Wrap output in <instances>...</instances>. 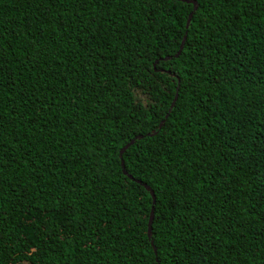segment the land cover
<instances>
[{"label": "trees", "instance_id": "trees-1", "mask_svg": "<svg viewBox=\"0 0 264 264\" xmlns=\"http://www.w3.org/2000/svg\"><path fill=\"white\" fill-rule=\"evenodd\" d=\"M0 264H264V0H0Z\"/></svg>", "mask_w": 264, "mask_h": 264}, {"label": "water", "instance_id": "water-1", "mask_svg": "<svg viewBox=\"0 0 264 264\" xmlns=\"http://www.w3.org/2000/svg\"><path fill=\"white\" fill-rule=\"evenodd\" d=\"M193 3H195V2H193ZM191 16V15H190ZM166 59H168V57L167 58H165L164 60H166ZM151 219H152V215H151Z\"/></svg>", "mask_w": 264, "mask_h": 264}]
</instances>
